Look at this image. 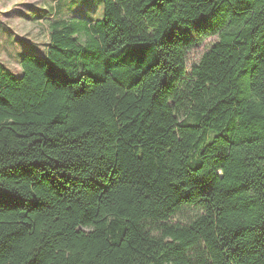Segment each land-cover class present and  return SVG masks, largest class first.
Instances as JSON below:
<instances>
[{
	"label": "trees",
	"instance_id": "1",
	"mask_svg": "<svg viewBox=\"0 0 264 264\" xmlns=\"http://www.w3.org/2000/svg\"><path fill=\"white\" fill-rule=\"evenodd\" d=\"M48 37L0 62V264H264V0H103Z\"/></svg>",
	"mask_w": 264,
	"mask_h": 264
},
{
	"label": "rangeland",
	"instance_id": "2",
	"mask_svg": "<svg viewBox=\"0 0 264 264\" xmlns=\"http://www.w3.org/2000/svg\"><path fill=\"white\" fill-rule=\"evenodd\" d=\"M103 0H0V62L19 74L17 55L33 51L43 55L49 43V26L56 20L88 22L101 19ZM217 42L209 37L185 51L186 71L197 65L201 56ZM185 209L178 217L190 218Z\"/></svg>",
	"mask_w": 264,
	"mask_h": 264
}]
</instances>
